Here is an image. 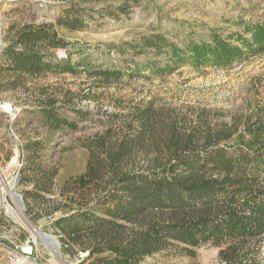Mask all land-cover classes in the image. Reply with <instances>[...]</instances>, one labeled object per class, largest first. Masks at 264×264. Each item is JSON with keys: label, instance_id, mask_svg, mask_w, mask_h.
<instances>
[{"label": "trees", "instance_id": "1", "mask_svg": "<svg viewBox=\"0 0 264 264\" xmlns=\"http://www.w3.org/2000/svg\"><path fill=\"white\" fill-rule=\"evenodd\" d=\"M57 25L78 29L83 21L61 16ZM244 34L225 38L212 30L210 39H190L183 49L156 34L137 47L157 51L169 47L174 63L225 68L248 55L264 52V22L246 25ZM233 37L236 42H232ZM67 45L52 23L16 29L9 34L0 56V72L6 77L0 79V91L23 87L28 77L38 78L49 72L78 73L80 65L70 58L64 63L48 59L49 49ZM160 68L153 63L151 69L163 73L164 68ZM83 69L88 77L98 80L99 87L125 75L122 69L93 64L83 65ZM45 91L37 98L32 113L47 135L37 134L27 140L25 163L20 168L23 183L33 181L38 191L35 209L27 202L34 219L43 210L41 205L50 200L42 192L51 191L57 174L43 161L53 135L78 128V123L63 111L69 108L83 114L72 107L71 95L62 98ZM170 115L148 104L136 110L123 127H108L83 143L89 150L86 169L67 184L80 188L85 201L56 216L51 227L67 251H88L81 264H141L163 252L194 258L196 249L202 246L217 248L223 264H264L263 119L245 117L243 131L233 124L207 126L196 132L193 126H185L184 119L175 122ZM164 134L168 155H153L141 164L135 156L137 148L146 151L148 142L157 145ZM246 136L251 138L246 140ZM31 175L34 180H30ZM31 195L26 191L25 201ZM44 211L48 216L53 212L48 208ZM0 217L4 219L2 211Z\"/></svg>", "mask_w": 264, "mask_h": 264}, {"label": "rangeland", "instance_id": "2", "mask_svg": "<svg viewBox=\"0 0 264 264\" xmlns=\"http://www.w3.org/2000/svg\"><path fill=\"white\" fill-rule=\"evenodd\" d=\"M61 16L76 17L83 21V26L78 29L58 26L57 19ZM263 22L264 0H0V56L9 34L16 29L28 24L52 23L68 45L49 49L48 59L64 63L70 58L72 63L80 65L78 73L49 72L38 78L28 77L23 87L0 91V103L11 105L14 110L8 115L0 112L3 176L10 179L17 173L19 158L22 165L25 163L24 145L28 139L37 134L47 135L32 113L44 90L62 98L71 95L72 107L83 111V114L69 108L63 111L78 123V128L53 135L43 161L57 174L51 191L42 192L50 200L41 205L43 210L35 219L28 212L27 202L35 209L38 191L33 181L23 183L21 169L18 170L22 201L9 199V202L21 219L1 206L0 216L2 211L4 219L0 217V264H11L10 252L20 250L29 240L35 241L30 264H81L88 251H67L51 222L85 201L80 188L67 184L86 169L89 150L83 143L108 127H123L136 110L151 104L155 109H164L165 115L171 114L175 122L184 119L185 126L190 129L193 126L196 132L207 126L221 128L233 124L243 131L241 122L249 115L264 121V52L248 55L243 61L222 68L174 63L169 47L160 51L137 47L143 39L160 34L183 49L190 39H210L212 30L228 38L232 34H244L248 24ZM232 42H236L235 37ZM153 63L167 67L163 73H156L151 69ZM87 64L122 69L125 75L99 87L98 80L85 73L83 65ZM4 78L0 72V79ZM84 94L89 97L83 98ZM245 138L249 140L251 136ZM166 142L164 134L157 139V145L148 142L146 151L138 147L137 160L142 164L144 158L168 155ZM30 180H34L32 175ZM28 190L32 195L25 201ZM45 208L53 211L51 216L46 215ZM56 208L59 209L55 211ZM39 232L51 236V241L42 242ZM196 250L194 258L163 252L146 258L141 264H223L217 248L202 246Z\"/></svg>", "mask_w": 264, "mask_h": 264}, {"label": "built area", "instance_id": "3", "mask_svg": "<svg viewBox=\"0 0 264 264\" xmlns=\"http://www.w3.org/2000/svg\"><path fill=\"white\" fill-rule=\"evenodd\" d=\"M13 108L6 103H0V112H5L7 115L12 113ZM22 156V154H20ZM19 156V157H20ZM21 167L20 158L16 162L17 173L10 179H6L0 170V208H6L8 211L16 212L14 206L10 204L9 199L16 202L22 201V195L18 192V186L20 181L19 169ZM9 208V209H8ZM17 213V212H16ZM15 220L14 215H11ZM35 241L29 240L23 245L20 250H14L9 254V260L11 264H30L31 257L34 255Z\"/></svg>", "mask_w": 264, "mask_h": 264}, {"label": "bare ground", "instance_id": "4", "mask_svg": "<svg viewBox=\"0 0 264 264\" xmlns=\"http://www.w3.org/2000/svg\"><path fill=\"white\" fill-rule=\"evenodd\" d=\"M8 211L12 212L18 219H21L20 216H18L16 214V212L11 211V209H9ZM39 235H40V239L42 242H48L49 243L51 241V236L43 234L41 232H39ZM53 250H55L54 247H53Z\"/></svg>", "mask_w": 264, "mask_h": 264}]
</instances>
